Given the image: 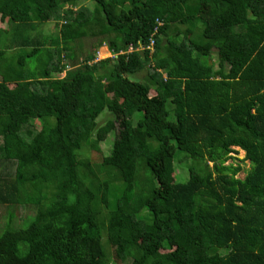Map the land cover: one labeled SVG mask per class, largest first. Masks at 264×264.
<instances>
[{
	"label": "trees",
	"instance_id": "obj_1",
	"mask_svg": "<svg viewBox=\"0 0 264 264\" xmlns=\"http://www.w3.org/2000/svg\"><path fill=\"white\" fill-rule=\"evenodd\" d=\"M81 1L0 0V264H264V0Z\"/></svg>",
	"mask_w": 264,
	"mask_h": 264
},
{
	"label": "rangeland",
	"instance_id": "obj_2",
	"mask_svg": "<svg viewBox=\"0 0 264 264\" xmlns=\"http://www.w3.org/2000/svg\"><path fill=\"white\" fill-rule=\"evenodd\" d=\"M81 5H86L90 8L94 7L92 0H83V1H81ZM6 26H7V23L5 22L2 25L3 29H1V33L4 34L3 31H4V29H6ZM8 27L11 28L12 24ZM53 30H55V23H49V24L43 23L42 24L41 32L44 34H48L50 36V38L48 37L49 38L48 42H50V43L52 42V40H54V38H56V34L52 33ZM83 42H84L85 50L82 51L81 48H79V47L77 48V51H78L77 52V57H78L77 61L78 62H81L83 55L92 54L94 52L97 54V56L99 58H102V59L113 56L107 45H102L99 48H97V46H96L97 38L85 39ZM77 61H75L74 63H77ZM69 62H70L69 60H66L64 62V63H66L67 67H68ZM71 63L73 64V62H71ZM216 63H217V61H216ZM135 79L147 81V71L144 70V71L137 73L135 76ZM154 94H155V91H152L151 95H154ZM108 118H110V115L105 116V113H103L101 115V117L98 120V124L95 125L94 131L92 130L94 134L96 133V130L98 128H100L102 125H104L106 123ZM32 121H33V123H32L33 126L39 127L40 120L34 119ZM30 128H31V125H28L27 127H25V129L23 131V135H25L27 129H30ZM118 129L119 128L117 125L116 130H118ZM114 139H115V134H111L106 142L101 143V149H102L103 154L110 152V150L113 146V143H114ZM235 150H238V153H232L233 158L228 161V164L233 163L234 165H241L243 167V170L238 174V177L244 179L246 177L248 170L251 169V162H250V160L246 159V157H245L246 153L244 150H242L238 147H236ZM92 155H93V153L86 154L85 157L82 158L83 162L88 163L89 159L91 160L90 156L92 157ZM92 158H94V155ZM190 164H191V160L184 161V162H182V164H179L180 167L179 166L177 167V171L174 174V181L175 182L182 183V182H186L188 180V178H189L188 168L190 167ZM6 167H7V164H5L4 162L1 163L0 172L4 171ZM8 211H9V209L7 207H1L0 208V219L3 222H5L7 219V212ZM26 211H27L26 208H22L21 210H18V209L15 210V212L17 213V215L15 217V223L16 224L22 225L25 221L28 220L29 216H27L28 214L26 213ZM30 214H32V213H30ZM113 253H114V258L116 259V261H118V259L116 258L114 249H113Z\"/></svg>",
	"mask_w": 264,
	"mask_h": 264
},
{
	"label": "crops",
	"instance_id": "obj_3",
	"mask_svg": "<svg viewBox=\"0 0 264 264\" xmlns=\"http://www.w3.org/2000/svg\"><path fill=\"white\" fill-rule=\"evenodd\" d=\"M7 23V26H6V29H4V34L2 33L1 34V42H0V47L2 48V49H5V50H7V51H10V52H12V51H16L17 49H16V46H15V44L13 43V40H12V37H11V34H10V32H12V30H14L15 28H14V26L12 25V27L10 28V27H8V26H10L11 24L8 22V20H4V21H2V20H0V30L1 29H3L2 28V25L4 24V23ZM1 33V32H0Z\"/></svg>",
	"mask_w": 264,
	"mask_h": 264
},
{
	"label": "clouds",
	"instance_id": "obj_4",
	"mask_svg": "<svg viewBox=\"0 0 264 264\" xmlns=\"http://www.w3.org/2000/svg\"><path fill=\"white\" fill-rule=\"evenodd\" d=\"M150 44V42L148 43V45ZM147 45H143V44H139L138 46H136V47H134L133 45H130V47H129V49H128V52H133V51H137V52H142V53H145V51H148V50H146L145 49V47H146ZM130 48H132V51H129L130 50ZM154 48H155V46H154ZM155 50V49H154ZM150 52V51H149ZM154 52V51H153ZM152 52V53H153ZM151 53V52H150ZM104 59V58H103ZM64 74L63 75H65L66 74V71H64L63 72Z\"/></svg>",
	"mask_w": 264,
	"mask_h": 264
},
{
	"label": "built area",
	"instance_id": "obj_5",
	"mask_svg": "<svg viewBox=\"0 0 264 264\" xmlns=\"http://www.w3.org/2000/svg\"><path fill=\"white\" fill-rule=\"evenodd\" d=\"M154 46H155V40H154V38L150 41V44L149 45H147L146 47H145V49L146 50H148V51H150L151 53L154 51ZM129 51H132V48H130V50ZM102 58H99L98 56H97V60H101Z\"/></svg>",
	"mask_w": 264,
	"mask_h": 264
}]
</instances>
